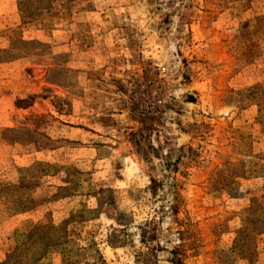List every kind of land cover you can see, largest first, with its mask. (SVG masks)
Segmentation results:
<instances>
[{
    "label": "rangeland",
    "instance_id": "rangeland-1",
    "mask_svg": "<svg viewBox=\"0 0 264 264\" xmlns=\"http://www.w3.org/2000/svg\"><path fill=\"white\" fill-rule=\"evenodd\" d=\"M0 264H264V0H0Z\"/></svg>",
    "mask_w": 264,
    "mask_h": 264
}]
</instances>
